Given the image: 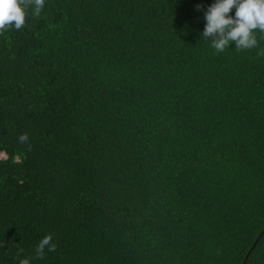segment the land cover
I'll return each mask as SVG.
<instances>
[{
	"label": "trees",
	"instance_id": "trees-1",
	"mask_svg": "<svg viewBox=\"0 0 264 264\" xmlns=\"http://www.w3.org/2000/svg\"><path fill=\"white\" fill-rule=\"evenodd\" d=\"M211 2L45 0L0 31V264H264V34L217 52Z\"/></svg>",
	"mask_w": 264,
	"mask_h": 264
},
{
	"label": "clouds",
	"instance_id": "clouds-1",
	"mask_svg": "<svg viewBox=\"0 0 264 264\" xmlns=\"http://www.w3.org/2000/svg\"><path fill=\"white\" fill-rule=\"evenodd\" d=\"M45 0H0V31L9 26L16 30L25 25L26 9L31 7L33 15L39 16ZM196 9L203 12L204 26L200 34L217 52L235 46L238 50L253 49L258 46L257 30L264 34V0H212L206 9L197 4ZM234 9V14L230 11ZM258 55H264L260 49ZM28 140L26 133L18 137V142ZM55 251L51 234L44 235L36 245V256L42 258L45 249ZM21 264H30L23 259Z\"/></svg>",
	"mask_w": 264,
	"mask_h": 264
}]
</instances>
